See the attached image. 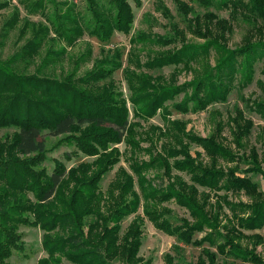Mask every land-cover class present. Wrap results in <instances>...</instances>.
Masks as SVG:
<instances>
[{
  "label": "trees",
  "instance_id": "trees-1",
  "mask_svg": "<svg viewBox=\"0 0 264 264\" xmlns=\"http://www.w3.org/2000/svg\"><path fill=\"white\" fill-rule=\"evenodd\" d=\"M132 1L140 5L139 0ZM191 1L229 10L232 20L239 14L240 20L250 25L247 34L253 31L258 33L255 36L264 37V0ZM129 2L86 0L90 17L77 16L74 8H67L63 18L55 15L48 20L55 38L67 46L74 45L86 31L107 42L115 32L130 34L134 15ZM174 2L184 16L194 14L186 2ZM36 4L34 10H45L43 0ZM4 7L0 3V10ZM162 9L170 17L167 7ZM16 16L10 19L8 30L17 24ZM205 16L203 30L200 18L195 17L187 21L188 32L206 38L213 20L225 23L211 12ZM171 29L172 36H154L150 40L138 34L130 40L127 60L134 70L124 69V79L137 122H131L127 100L113 78L122 66L119 52L104 57L78 78L74 73L62 79L53 78L44 71L61 61L63 51H49L32 75L17 73L9 63H0V130H13L4 139L0 135V264H10L7 260L13 251L23 250L21 226L43 232L42 246L47 257L38 264H60L62 260L70 264H149L139 257L144 218L159 231L186 244L193 243V236L207 228L216 234L218 241H212L208 234L198 243L207 242L221 256L262 263L254 252L240 248L235 241H239L243 231L264 226V200L257 184L246 176L260 171L256 160L240 172L234 166L236 155L218 142L216 136L201 138L185 132V124L169 121L165 116L170 115L167 102H172L173 109L181 114L199 113L225 102L236 82L243 86L251 83L255 65L264 58V40L246 41L231 51L220 41L221 37L196 45L184 42L186 31L176 23ZM40 31L34 33L21 51L18 61L26 62V66L45 45L48 29ZM145 41L162 49L154 56L147 54L142 64L137 45ZM212 51L220 55L218 62L184 84L176 85L143 72L144 67L154 70L181 64L189 68L194 63L206 62ZM251 109L264 119V102L253 104ZM158 112L164 113L163 128L151 124L144 128L140 122H148ZM240 118L245 125L237 124L232 132L236 148L242 147V140L252 129L249 120L242 115ZM57 136L61 137L58 145L73 149L66 155L68 160L80 156L92 160L69 169L56 160L49 173L42 165L47 159L46 137ZM122 143L129 154L128 170L119 167L106 191H102L100 183L104 176L121 162L118 145ZM192 146L201 148L208 162L201 160L198 151L193 157ZM173 171L188 175L190 183ZM195 185L207 189L209 194L243 192L253 200L250 204H225L231 218L219 230L211 207L207 209L205 199L209 194L202 193L200 199L202 195H198ZM172 201L186 208L194 222L183 221L174 226L168 219L172 210L164 206ZM130 216L133 219L127 230L121 232L122 221ZM208 252L205 253L208 262L215 263V256ZM165 260L166 264H174L172 257L166 256Z\"/></svg>",
  "mask_w": 264,
  "mask_h": 264
},
{
  "label": "rangeland",
  "instance_id": "rangeland-1",
  "mask_svg": "<svg viewBox=\"0 0 264 264\" xmlns=\"http://www.w3.org/2000/svg\"><path fill=\"white\" fill-rule=\"evenodd\" d=\"M53 1L52 3L49 0H43L45 10H34L33 6L37 5L36 3L42 2V0H0V3H3L5 6L0 10V63H9L10 67L17 71V73L32 75L37 73L38 67L42 65L49 51H63L64 55L61 61L57 65H54L55 67H49L44 71H46L47 75L51 74L50 76L53 78L62 79L63 76L72 73H74L75 78H78L92 70L96 63L100 60L102 61L104 57H112L116 52H119L121 53L122 66L114 72L113 78L127 100L131 122H137V120L133 118V109L128 100L130 92L124 79V73L125 70H134L133 65L129 64L127 56L131 50L130 40L138 34H142L150 40L154 36H172L173 31L171 26L176 23L178 28L186 31L183 33L184 42L195 43L196 45L202 44L208 39L221 37L220 41L225 44L226 48L234 51L247 43L246 41L264 40L262 34L261 37L255 36L254 34L257 35L258 33H254L253 31L247 34V31L250 30V25L240 20L242 18L241 15L236 14L237 19L232 20L231 11L220 10L214 6L205 7L200 1L182 0L194 11L193 15L184 16L177 9L174 0H139L140 5L135 1L128 0L130 1L129 3L134 15V24L130 34L125 35L115 32L109 41L101 42L97 38L90 36L86 31L77 39L74 45L67 46L64 41H59L55 38V32L48 19L55 15H60L63 18L64 13L69 10L67 8H74L73 13L77 14V16L90 17L86 0ZM164 6L169 10L170 17L162 13ZM207 12L216 14L217 18L224 20L225 23H216V20H213L210 24L211 28H209L210 35H207L206 38H203L202 35L194 36L188 32L187 21H193L195 17L200 18L199 26L201 29L205 28L204 24L207 20L205 15ZM15 15H17L18 22L14 28L8 30L7 25ZM44 27L48 29V34L44 41L45 45L41 48V53L33 59V62L26 66V62L18 61L21 51L28 41L33 39L34 33L41 32L40 30H43ZM175 46L178 47L177 45ZM138 47L142 64L146 61L147 54L154 56L159 49H162L150 41L138 44ZM219 58L220 55L212 51L211 56L206 62L194 63L189 68H185L181 64L178 66L167 65L161 69L157 68L154 70L144 67L143 72L148 73L152 77H162L165 81H171L173 84L180 85L201 75L205 67L214 66ZM14 59L16 62H12ZM263 70L264 58L259 60L255 65V75L251 83L243 86L236 82L234 89L225 102L213 104L199 113L189 112L181 114L173 109L172 102H167L166 105L168 106L170 115H166L165 117L169 121H179L181 124H185V132H191L201 138L216 136L218 142H221L236 155L237 161L234 163V166L238 167L240 172L249 168L252 165V160H256L255 163L259 165L260 171L248 173L246 176L257 184L261 198L264 200V119L251 109L253 104L264 102ZM180 98L176 101L178 102ZM163 112H158L148 122L142 121L140 123L144 128L149 124L163 128L164 121L161 118L164 114ZM241 115L246 120H249L250 124H252V129L250 135L242 140V147L236 148L235 143L232 141V132L236 131L237 124L245 125L240 118ZM12 132V129H1V138L4 139ZM60 139V136L46 137L48 152L46 155L47 159L42 165L47 168L49 173L53 170L54 161L56 160L63 163L68 169L79 163L92 160L84 156L73 157L71 160H68L66 155L73 149L64 144L58 145ZM142 146H147V143H142ZM118 148L122 154L121 162L113 171L104 176L100 183L102 191H106L119 167L128 170L127 157L129 154L127 153L126 146L122 143L118 145ZM196 151L201 153L202 161L208 162V158L202 153L203 150L195 146H192L190 149L193 157ZM144 158L146 159L147 157ZM172 173L183 177L185 181L189 178L185 173L177 171H173ZM239 175L244 176L242 173ZM187 182L190 183L189 181ZM195 187L198 189V195H202L200 199H203L202 193H208V190L196 185ZM205 200L209 204L207 209L210 210L211 207L213 212L212 217L216 218L215 224L218 225L219 230H222V226L227 224V220L231 218V213L225 204H250L253 198L245 195L243 192H229L225 194L224 191H219L217 193L210 192L208 198ZM164 206L172 210V214L168 219L174 226L182 224L183 221L194 222L188 210L178 206L173 201L164 203ZM139 213L142 215V209H140ZM132 219L133 216H130L122 221L121 232L127 230ZM19 232L22 234L23 250H14L12 256L7 260L8 263L38 264L39 260L47 257V253L42 246L43 232L39 228L21 226ZM208 234L212 241H218L216 234L205 228L203 232L196 233L193 236V243L186 244L173 236L159 231L144 218L139 257L144 262H149V264H166V256L172 257L174 264H202V262L204 264H256L243 262L232 256H221L217 254L216 248L210 246L207 242L202 241L198 243ZM235 241L238 242L240 248L254 252L261 259L262 263L260 264H264V226L255 231H243L239 241ZM207 251L215 256V263L208 262L209 259L205 255ZM60 264L70 263L62 260Z\"/></svg>",
  "mask_w": 264,
  "mask_h": 264
}]
</instances>
